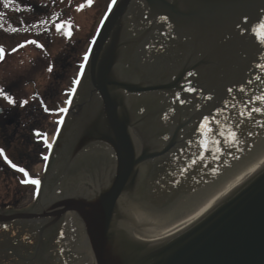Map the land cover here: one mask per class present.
Segmentation results:
<instances>
[{
	"label": "water",
	"instance_id": "obj_1",
	"mask_svg": "<svg viewBox=\"0 0 264 264\" xmlns=\"http://www.w3.org/2000/svg\"><path fill=\"white\" fill-rule=\"evenodd\" d=\"M106 17L35 205L0 224L32 225L21 233L33 236L38 264H68L67 216L83 229L93 264H264V166L176 231L150 229L134 210L143 175L162 179L204 138V116L224 124L259 88L264 0H117Z\"/></svg>",
	"mask_w": 264,
	"mask_h": 264
},
{
	"label": "bare ground",
	"instance_id": "obj_2",
	"mask_svg": "<svg viewBox=\"0 0 264 264\" xmlns=\"http://www.w3.org/2000/svg\"><path fill=\"white\" fill-rule=\"evenodd\" d=\"M260 94L259 88L252 90L243 104L230 113L224 124H239L235 128L238 143L233 144L229 139L222 141L221 151L216 153L218 159H213V155L205 157L181 174L180 169L196 158L194 153L199 155L206 152L201 144L198 145L204 139L202 138L195 141L185 155L181 154L178 159L176 157L171 160L168 166L170 169L162 179L151 184L146 175H143L139 201L134 206L142 224L158 232L176 231L206 214L264 166V128L260 127V122H264V115L253 113L252 118H248L246 111L245 116L239 115L245 110L246 104L249 108L264 107L254 100ZM249 97H253L251 103H248ZM251 130L253 133L248 142L242 143ZM223 138L218 135L215 139L221 141ZM209 145L208 149L212 147L214 150L215 146L211 143ZM72 219L67 216L66 220V239L70 252L67 262L93 264L94 259L86 247L83 229L73 217Z\"/></svg>",
	"mask_w": 264,
	"mask_h": 264
},
{
	"label": "rangeland",
	"instance_id": "obj_3",
	"mask_svg": "<svg viewBox=\"0 0 264 264\" xmlns=\"http://www.w3.org/2000/svg\"><path fill=\"white\" fill-rule=\"evenodd\" d=\"M5 2L7 1L0 0V20H5V22L9 24L12 23L13 26H10L12 28H16L19 22L36 23L37 21H41L44 17V15H42L44 10H48L49 8L52 13H48L49 15L46 16V20L55 19L58 15L60 20L70 21L72 25V35L69 38L64 35L63 31L58 33L54 28H49V31L45 32L44 27L46 26L44 25L39 27L40 34L38 36L11 35L9 33L10 31H8L10 30L9 26L6 27V30L0 29V48L4 49L2 54L3 59L0 60V89H3L5 93L10 95L17 102L15 106L9 105L3 96H0V111L3 110V117L0 115V149H3L4 152L6 151L5 140H7L8 134H10L9 131L12 129L11 127L5 128L6 132L3 129L5 123L4 114L10 112L9 108H12L19 110L21 114L25 115V110L33 107V105L30 106L29 104H43L44 101L41 100L42 95H44L48 86H50L53 71L58 70L56 68V60L60 56L65 60L68 55H72L69 63L71 65L68 64V66L65 67L68 73V78L66 76V78H64L65 84L72 83V81L77 78L76 71L78 68H76V64L78 63L80 65L79 62L83 61L82 59L85 53L89 52L88 50L91 47L92 41L108 12L111 0H92L91 5L88 4V0H11L14 6L19 5L25 9L32 8L35 3L42 7V10H38L34 15L31 10H27L29 19L25 21L22 20V17H19V13H14V6H9L5 9L3 7ZM13 19H18L19 21L16 22L13 21ZM66 30L67 29H65V31ZM4 35L5 38H3ZM29 40H36L39 44L43 45V48H37L35 45H27L23 48H18V45ZM13 48H18V50L12 52ZM62 65L64 66V63H62ZM49 66H52V72L46 70ZM64 88L69 89L67 85ZM37 94L41 95L40 100H36L35 95ZM64 99H67V96L60 100V108L65 105ZM22 100L28 101L27 105L24 107H20L19 104ZM50 108L54 112L59 109L57 106H51ZM31 113L32 112H29L28 115ZM58 119H61L58 115L51 116L48 119H45V117L38 118L41 134L39 137L42 143H44V134H47L46 138L48 142H54ZM234 125L236 126V124ZM234 125H232L233 128L235 127ZM235 128L234 130H236ZM252 133L253 130L249 132L247 139L242 143L248 142ZM4 135L5 137H3ZM223 139L220 141L218 147H220L222 141L228 140H226V138ZM209 146L210 145H208V147ZM25 151L28 152L27 148H25ZM213 152L214 150L210 147L202 154L204 157L210 158ZM33 165L36 166L33 170L34 174L41 176L44 172L43 162L39 161L37 164ZM8 186H10V184L5 183L2 175H0V203H4L5 200L8 201V199L12 198L11 192L13 191H10ZM21 189L23 192H21V200L19 199V209H24L33 203L36 189L31 187L27 189L23 187Z\"/></svg>",
	"mask_w": 264,
	"mask_h": 264
},
{
	"label": "flooded vegetation",
	"instance_id": "obj_4",
	"mask_svg": "<svg viewBox=\"0 0 264 264\" xmlns=\"http://www.w3.org/2000/svg\"><path fill=\"white\" fill-rule=\"evenodd\" d=\"M6 1L8 2V0ZM13 2L9 3V6L14 5ZM14 9H15L14 13L18 14L17 6H14ZM47 12L51 14V10L49 8ZM13 21L18 22L19 20L13 19ZM0 24L3 25L2 29L4 30H6V27L8 26L9 27L13 26L12 23L10 24L8 22L6 23L5 20H0ZM31 24L32 22L26 25L31 26ZM20 27H21V23L19 22L16 28L20 30ZM10 29L12 30V27H10ZM71 58L72 55H68V57L64 60L63 57L60 56L56 60V66H57L56 68L58 70L53 71L50 86H48L44 95H42L41 100L44 101L43 104L40 103L29 104L30 106L33 105V107L25 110L26 116L21 114L19 110H15L12 108H9L10 112L4 114L5 123L3 125V129L5 130V128H9V127L12 128L9 131L10 134H8L7 140H5L6 151L4 152V155H6L13 164L17 165L18 168H24L28 173V177H25L23 173L11 167V165L4 160V157L0 156V175H2L5 183L10 184V186H8L10 191H13L11 192L12 193L11 199H8V201L5 200L4 203H0V217L8 218L14 216L16 213L30 210L37 201L38 189L36 188V186L32 185L31 183L22 184L21 180L31 179V178H39L41 180L45 176L48 160L52 152V147L55 144L56 137L58 136L61 124H57V128H56L57 131L55 134L54 142L51 141L52 147L48 148L45 143H42L41 138L38 135H36L37 132L40 133L39 130L40 124H38L39 123L38 118L40 119L45 117V119H48L51 116H56L57 114H54L55 112L50 107L57 106L58 108H60L59 107L60 100H62V98L65 96H67V99H64V101L69 99L67 93L73 87V84L72 83L65 84L64 78L66 77L68 78V73L65 67L68 66ZM62 63H64V66L62 65ZM79 63L80 64L84 63V60ZM79 66L80 65L77 63L76 68H78V70L76 71L77 72L76 77H78V74H80L81 72ZM66 85L69 87V89L64 88ZM35 96H36V100L37 99L40 100L41 95L37 94ZM73 98L74 95L71 96L72 100ZM65 106L66 105H64L63 107ZM45 107L49 109L48 112H45L44 110ZM67 107L69 108L70 105H67ZM2 111L3 110L0 111L1 116L3 115ZM29 112L32 113L28 115ZM58 116L61 119H64L66 117V113L59 114ZM3 137H5V135ZM25 148H27L28 152L25 151ZM45 155L48 157L47 160L43 159ZM39 161H42L44 165V172L41 176L35 175L33 171L34 168H36V166L33 164H37ZM23 187L24 189L30 187L35 188L36 195L33 203H31L27 208L19 209V203L21 200L20 196L22 195L21 192H23L21 188ZM5 225L7 227H5ZM31 226L32 225H29L27 228L30 229ZM27 228L21 223H17V222L14 223L3 222L2 224H0V247L5 246V249L8 252L6 254H3L2 252L0 253V264H11L10 263L11 261L15 262L13 264H38L37 262H32V259L36 254L35 253L36 249L31 246V241H30V239H32L33 236L31 235V233H27V234L21 233L22 231H25V229ZM7 247L9 248V250L7 249ZM12 254H18V256L21 257L20 260L19 257L15 258V257L4 256V255H12Z\"/></svg>",
	"mask_w": 264,
	"mask_h": 264
},
{
	"label": "snow or ice",
	"instance_id": "obj_5",
	"mask_svg": "<svg viewBox=\"0 0 264 264\" xmlns=\"http://www.w3.org/2000/svg\"><path fill=\"white\" fill-rule=\"evenodd\" d=\"M9 3H11V0H8V2H5L3 4V7L5 9H7L9 7ZM92 3V0H88V4L91 5ZM117 3V0H111V3L109 5V10L112 9V6L116 5ZM83 7V6H81ZM107 18V17H105ZM103 22V21H102ZM46 26L44 27V31L47 32L49 31V28H54L56 32H64V35L67 36V37H71L72 35V25H71V22L70 21H64V20H60L59 17L57 16L55 19H52V20H41L39 21L38 24H32L30 26V28H25L24 31H30L31 28H38L40 26ZM261 31L259 33L260 37H261V44H264V22H262L260 25H259ZM3 28V25L0 24V29ZM65 29H67L65 31ZM19 31L18 28H12V32L15 33ZM95 41H92V43H94ZM27 45H35L37 48H43V45L39 44L36 40H29V41H26L25 43L23 44H20L18 45V48H23ZM18 48H13L12 49V52H16L18 50ZM89 52L91 51V49L88 50ZM3 52H4V49L3 48H0V60L3 59ZM89 59V55L88 53L86 52L84 57H83V60L85 62H87ZM261 59H264V57H262ZM80 74H78V77L76 79H74L72 81V84H73V87L70 89V91L67 93V95L69 96V99L65 101V107H61L59 108L58 110H56V112L54 114H62V113H67L69 108L67 107V105H71L72 103V99H71V96L75 94L76 92V85H79L80 84V79H79V75H82L83 74V70H84V63H81L80 64ZM255 68L257 70H259L260 73H264V63H257ZM48 72H52L53 71V68L52 66H49L47 69H46ZM255 80L257 82H259V91H260V95H256L254 97V100L256 102H259L260 105H264V75H261V74H255L254 76ZM253 83V80L252 78H249L246 82V85L245 86H241L239 88V92L240 93H244L246 92L247 90V85H251ZM189 91H195V89H189ZM233 91L232 88H229L228 89V92L231 93ZM0 96H3V98L8 102L9 105H15L17 102L10 96L8 95L7 93L4 92L3 89H0ZM208 99H211V97H208ZM177 100L180 101L181 103H184L183 100H180V97L179 95H177ZM253 100V97H249V101L248 103H251ZM28 101L27 100H22L19 102L20 104V107H24L25 105H27ZM229 102H225V107L223 108H220L217 110V115H222L224 113V111L226 110L227 106H228ZM233 108L236 107V105H231ZM45 112H48L49 109L45 107ZM245 111L247 112V117L248 118H252L253 116V113H259L261 115H264V107H260V106H257V107H251L249 108L247 106V104L245 105V110L244 111H241L239 113L240 116H245ZM228 117H225V120H227ZM63 119H58L57 120V123L58 124H63ZM213 123H215L218 128H217V131H218V134L219 136L221 137H225L226 140L230 138V142L235 144V143H238V136H237V131L233 129V127L231 125H225L223 124L219 119L216 118V116H204L203 117V120L200 124V127L197 129V131H200L202 133V135L204 136V139L200 141V144L201 146L207 150L208 148V145L209 143L213 144L214 146H216L214 148V152H213V159H218L219 157L216 155V153H219L221 151L220 147H218V145L220 144V141L215 139V137L212 136V133H213V127L211 126ZM242 123V121H241ZM236 127L238 128L239 127V124L236 125ZM260 127L261 128H264V122H260ZM36 135H41L39 132L36 133ZM47 134H44V143L46 144V146L48 148H51L52 147V144L50 142H48L47 140ZM187 143H192L191 140H189ZM180 151H183V149H181ZM196 156L195 159H191L190 160V163H188V165L186 167H182L180 169V172L181 174L187 172L192 166L194 165H197L198 162H201L205 159V157L203 156V154H193ZM0 156H3L4 157V160L11 165V167H13L14 169H17L19 172L23 173L25 177H28V173L27 171L24 169V168H18L17 165L13 164L6 155H4V151L3 149H0ZM43 159L47 160L48 157L45 155L43 157ZM178 159V157H177ZM21 183L22 184H27V183H31L32 185L36 186V188L38 189L40 184H41V180L39 178H31V179H25V180H21ZM5 227H7L5 225ZM62 235V233H61Z\"/></svg>",
	"mask_w": 264,
	"mask_h": 264
},
{
	"label": "trees",
	"instance_id": "obj_6",
	"mask_svg": "<svg viewBox=\"0 0 264 264\" xmlns=\"http://www.w3.org/2000/svg\"><path fill=\"white\" fill-rule=\"evenodd\" d=\"M12 6H14V5H12ZM14 8V7H13ZM17 10H18V13H19V17H22V20L23 21H25V20H28L29 18H28V14H27V10H31L32 12H33V15L38 11V10H42V7L41 6H38L36 3H35V5H33V7L32 8H29V9H25L24 7H21V6H17ZM52 13V12H51ZM32 15V16H33ZM42 15H44V17L41 19V20H46V16H48L49 14H48V12H47V10L45 9L44 10V12H43V14ZM18 16V15H17ZM58 16V15H57ZM59 17V16H58ZM38 18V17H37ZM29 23H31V22H28V23H26V24H29ZM39 22L37 21L36 23H32V24H38ZM25 24V22H21V27H20V30L19 31H17V32H15V33H13L12 32V30L10 29V30H8V31H10L9 33L11 34V35H15V34H20V35H28V36H30V35H35V36H38L39 34H40V30H39V27H38V29L37 28H31L30 29V31H24V29L25 28H30V25H26ZM31 24V25H32ZM9 37V36H8ZM3 38H5V35H4V37Z\"/></svg>",
	"mask_w": 264,
	"mask_h": 264
}]
</instances>
